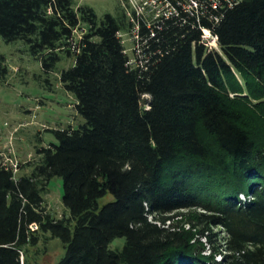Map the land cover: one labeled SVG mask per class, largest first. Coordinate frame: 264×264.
I'll return each mask as SVG.
<instances>
[{"label":"trees","instance_id":"1","mask_svg":"<svg viewBox=\"0 0 264 264\" xmlns=\"http://www.w3.org/2000/svg\"><path fill=\"white\" fill-rule=\"evenodd\" d=\"M168 1L178 15L148 27L121 7L0 0V37L59 74L83 122L48 131L28 174L0 162V264H40L31 249L54 239L56 264H264V0ZM136 28L132 60L120 35Z\"/></svg>","mask_w":264,"mask_h":264},{"label":"rangeland","instance_id":"2","mask_svg":"<svg viewBox=\"0 0 264 264\" xmlns=\"http://www.w3.org/2000/svg\"><path fill=\"white\" fill-rule=\"evenodd\" d=\"M78 2L90 6L98 18L106 14L116 15L118 7L123 8L128 16L134 11L125 0H78ZM122 39L127 54L134 60L133 49L136 44L134 32L131 35L122 34ZM205 45L219 50L212 38L208 39ZM0 55L6 58L9 68L6 80L0 82V162L12 167L19 177L31 172L32 168L25 165L30 163L35 165L38 162L37 148L57 143L48 131L77 128L83 122L74 108L76 104L74 97L59 83V74L45 75L41 63L31 57L22 42L6 43L0 37ZM72 64L73 60H65L58 68H68ZM239 82L242 84L240 79ZM21 166L25 168L20 170ZM63 192V180L54 178L45 196L47 209L58 219L67 214L62 203ZM112 200L113 197L108 195L99 201V205L103 206ZM124 244L125 239H117L110 248L121 249ZM205 254L208 255L209 251L207 250ZM64 256L65 249L59 239L48 241L47 244L41 243L30 251L31 259L40 264H56ZM220 260L221 257L216 258L217 262Z\"/></svg>","mask_w":264,"mask_h":264},{"label":"built area","instance_id":"3","mask_svg":"<svg viewBox=\"0 0 264 264\" xmlns=\"http://www.w3.org/2000/svg\"><path fill=\"white\" fill-rule=\"evenodd\" d=\"M125 1L133 8V10L136 12V15L138 17H142L144 20H146L148 27H151L150 23L153 21H157L159 19H169L173 16L178 15L175 6L170 4L168 0H125ZM234 1H239V0H234ZM191 5H193L194 7L197 6L193 1L191 2ZM182 7L186 12H190V0L188 1V3H184ZM136 32H137V28L134 31V39L136 41L135 47L133 49L134 56L136 55L135 51L138 50L139 48L137 44L139 38L138 36H136ZM75 34L78 36V38H80L82 35V31H77ZM120 37L122 38V35H120ZM211 38L213 41L215 42L217 41L216 38L213 37L210 32L204 31L203 43L204 44L205 42L208 43V39Z\"/></svg>","mask_w":264,"mask_h":264},{"label":"bare ground","instance_id":"4","mask_svg":"<svg viewBox=\"0 0 264 264\" xmlns=\"http://www.w3.org/2000/svg\"><path fill=\"white\" fill-rule=\"evenodd\" d=\"M206 34H207V32H206Z\"/></svg>","mask_w":264,"mask_h":264},{"label":"water","instance_id":"5","mask_svg":"<svg viewBox=\"0 0 264 264\" xmlns=\"http://www.w3.org/2000/svg\"><path fill=\"white\" fill-rule=\"evenodd\" d=\"M206 43V42H205Z\"/></svg>","mask_w":264,"mask_h":264}]
</instances>
